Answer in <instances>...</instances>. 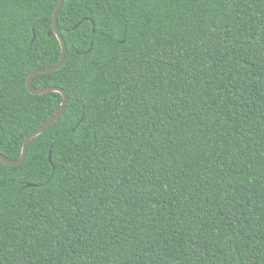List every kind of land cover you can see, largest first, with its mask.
Returning <instances> with one entry per match:
<instances>
[{
    "label": "trees",
    "instance_id": "trees-1",
    "mask_svg": "<svg viewBox=\"0 0 264 264\" xmlns=\"http://www.w3.org/2000/svg\"><path fill=\"white\" fill-rule=\"evenodd\" d=\"M59 0H0V153L60 109ZM0 158V264H264V0H64ZM35 35V36H34ZM51 155V160H50Z\"/></svg>",
    "mask_w": 264,
    "mask_h": 264
},
{
    "label": "water",
    "instance_id": "water-1",
    "mask_svg": "<svg viewBox=\"0 0 264 264\" xmlns=\"http://www.w3.org/2000/svg\"><path fill=\"white\" fill-rule=\"evenodd\" d=\"M64 3V0H59L58 5L56 7V10L54 12V28L53 30L49 31V35H52L53 33H55L57 35V37L59 38L61 45H62V55L60 57V59L53 65H49L47 67H42V68H38L36 70H34L27 81V86L28 89L32 92V93H36V94H42L48 91H58L61 92L63 95V101H62V105L60 107V109L57 111V113L52 116L48 121H46L42 126H40L38 129H36L35 131H33L30 135H28V137L26 138L24 145H23V149H22V154L20 156V158L16 159V160H12L9 159L8 157H6L5 155H3L2 153H0V158L11 165H17L20 164L24 161L26 153H27V149L28 146L30 144V142L38 135H40L47 127H49L52 123L59 121L61 115L63 114V112L65 111L67 104H68V95L66 93V91L58 86H47V87H35L33 85V81L34 78L37 74L39 73H44V72H50L53 71L55 69H57L58 67H60L66 57V51H67V44L65 41V38L60 30L59 27V13H60V9L62 7ZM35 36V35H34ZM50 160H51V155H50Z\"/></svg>",
    "mask_w": 264,
    "mask_h": 264
}]
</instances>
